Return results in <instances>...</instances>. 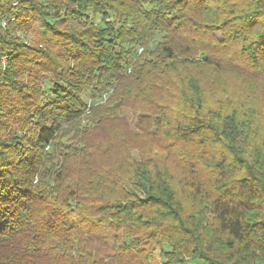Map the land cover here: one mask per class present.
Masks as SVG:
<instances>
[{"label":"trees","instance_id":"trees-1","mask_svg":"<svg viewBox=\"0 0 264 264\" xmlns=\"http://www.w3.org/2000/svg\"><path fill=\"white\" fill-rule=\"evenodd\" d=\"M0 264H264V0H0Z\"/></svg>","mask_w":264,"mask_h":264},{"label":"rangeland","instance_id":"rangeland-1","mask_svg":"<svg viewBox=\"0 0 264 264\" xmlns=\"http://www.w3.org/2000/svg\"><path fill=\"white\" fill-rule=\"evenodd\" d=\"M98 24L102 26L101 22H99ZM160 40H161V37L158 36L157 37V42H159ZM6 61H7L6 58H3L2 61H1V64L3 66H6ZM49 90H50V87L48 85V86L45 87V92H46L47 97H51ZM83 97H84L85 101L88 104H92L93 103V100L91 98L90 90L86 91V93L84 94ZM123 117H125L126 120L128 121L129 128L133 131V133H138V127L137 126L139 125V121H140L139 118L141 117V114H139V113L137 114V113H135V112H133L131 110H124ZM136 151L137 150H134L132 152V155L134 156L135 159H138L139 155H138V153ZM155 258H156L158 263H160L162 261L161 253H160L159 250L156 251Z\"/></svg>","mask_w":264,"mask_h":264},{"label":"built area","instance_id":"built-area-1","mask_svg":"<svg viewBox=\"0 0 264 264\" xmlns=\"http://www.w3.org/2000/svg\"><path fill=\"white\" fill-rule=\"evenodd\" d=\"M14 20H15V18H10V19L3 20V22H2L3 23V26L8 25L9 21H14Z\"/></svg>","mask_w":264,"mask_h":264}]
</instances>
